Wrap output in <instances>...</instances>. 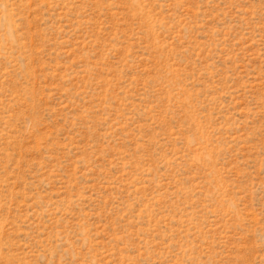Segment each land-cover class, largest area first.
Returning <instances> with one entry per match:
<instances>
[{"label": "rangeland", "instance_id": "rangeland-1", "mask_svg": "<svg viewBox=\"0 0 264 264\" xmlns=\"http://www.w3.org/2000/svg\"><path fill=\"white\" fill-rule=\"evenodd\" d=\"M0 264H264V0H0Z\"/></svg>", "mask_w": 264, "mask_h": 264}]
</instances>
